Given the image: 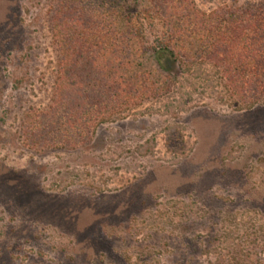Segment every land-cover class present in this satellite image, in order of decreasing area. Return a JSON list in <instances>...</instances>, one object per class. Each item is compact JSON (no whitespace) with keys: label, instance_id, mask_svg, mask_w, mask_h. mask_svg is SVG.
Segmentation results:
<instances>
[{"label":"rangeland","instance_id":"1","mask_svg":"<svg viewBox=\"0 0 264 264\" xmlns=\"http://www.w3.org/2000/svg\"><path fill=\"white\" fill-rule=\"evenodd\" d=\"M52 1L0 0V264H264V102L236 109L217 68L199 62L89 148L27 145L56 87Z\"/></svg>","mask_w":264,"mask_h":264},{"label":"trees","instance_id":"2","mask_svg":"<svg viewBox=\"0 0 264 264\" xmlns=\"http://www.w3.org/2000/svg\"><path fill=\"white\" fill-rule=\"evenodd\" d=\"M47 12L57 77L51 104L24 122L35 151L89 148L101 126L170 93L199 62L221 72L236 109L264 102V0L210 12L196 0H54ZM167 131L180 149V128Z\"/></svg>","mask_w":264,"mask_h":264}]
</instances>
